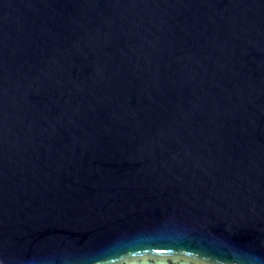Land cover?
<instances>
[{"label": "water", "instance_id": "obj_1", "mask_svg": "<svg viewBox=\"0 0 264 264\" xmlns=\"http://www.w3.org/2000/svg\"><path fill=\"white\" fill-rule=\"evenodd\" d=\"M0 264H264V0H0Z\"/></svg>", "mask_w": 264, "mask_h": 264}]
</instances>
